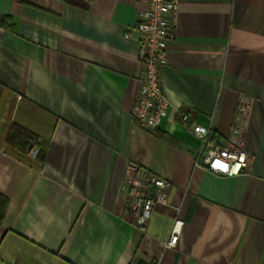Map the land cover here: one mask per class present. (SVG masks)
<instances>
[{"label":"crops","instance_id":"0c3cea01","mask_svg":"<svg viewBox=\"0 0 264 264\" xmlns=\"http://www.w3.org/2000/svg\"><path fill=\"white\" fill-rule=\"evenodd\" d=\"M75 1L0 0V264H264V0H179L153 134L130 115L146 0ZM194 123L241 139L250 169L197 167ZM130 161L173 184L146 231L127 209Z\"/></svg>","mask_w":264,"mask_h":264},{"label":"built area","instance_id":"2783aa9c","mask_svg":"<svg viewBox=\"0 0 264 264\" xmlns=\"http://www.w3.org/2000/svg\"><path fill=\"white\" fill-rule=\"evenodd\" d=\"M178 8L179 0H146V7L139 13L138 24L132 30L136 33L143 72L130 115L149 134L160 130L163 117L171 106L162 87L161 67L177 32ZM126 36L131 37L132 32L129 30ZM182 119L187 121L188 116L183 114ZM190 133L200 144L195 161L197 167L230 178L250 169L252 157L238 137L216 144L211 138V130L197 123L191 125ZM27 153L36 159L40 149L32 147ZM124 180L130 188L127 209L133 223L141 224V229L146 231L155 208L167 205L173 184L132 161L127 163ZM184 225L181 219L174 222L167 248H177Z\"/></svg>","mask_w":264,"mask_h":264},{"label":"trees","instance_id":"16d2710c","mask_svg":"<svg viewBox=\"0 0 264 264\" xmlns=\"http://www.w3.org/2000/svg\"><path fill=\"white\" fill-rule=\"evenodd\" d=\"M68 2H69V3L71 2L72 4H73V3H74V4L77 3V1H75V0H68ZM89 6H90V1L87 0V2L84 4L83 7H84L85 9H88ZM186 115H187L188 117L190 116V114H189L188 112L186 113ZM211 138H212V140H213L216 144H219V143H220V140L218 139V137H217L216 135L211 134ZM27 147H28V146H26L25 151L27 150ZM37 159H39V161H42V159H43V152H42V150H40V153H39ZM7 206H8V200H7L5 197L0 196V223L2 222V220H3L4 216H5V213H6V210H7Z\"/></svg>","mask_w":264,"mask_h":264}]
</instances>
